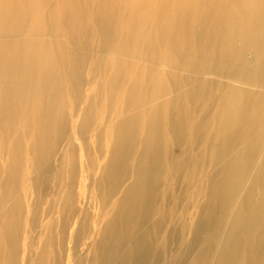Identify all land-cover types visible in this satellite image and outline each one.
<instances>
[{"label":"bare ground","instance_id":"bare-ground-1","mask_svg":"<svg viewBox=\"0 0 264 264\" xmlns=\"http://www.w3.org/2000/svg\"><path fill=\"white\" fill-rule=\"evenodd\" d=\"M96 11L99 70L80 61L82 0H0V264H18L30 188L58 200L34 264L60 263L80 228L77 150L88 136L100 144L103 124L106 165L92 180L107 202L122 197L94 264H264V0H99ZM60 150L65 176L48 173Z\"/></svg>","mask_w":264,"mask_h":264},{"label":"rangeland","instance_id":"rangeland-1","mask_svg":"<svg viewBox=\"0 0 264 264\" xmlns=\"http://www.w3.org/2000/svg\"><path fill=\"white\" fill-rule=\"evenodd\" d=\"M98 1L99 0H93L89 3L85 0H82V5L83 7H85L86 11L85 25L87 33V44L85 47H79V53L81 57L80 61L88 62L90 58L93 57L94 59H92V61L97 60V63L95 64L97 66V70H99L100 68V65L98 63V61H100V55L97 51L101 50L102 42L99 34V28L94 25L91 19H93V17H97L96 10ZM250 62L251 59L249 60V63ZM252 64H254V62H252ZM180 73L182 72L180 71ZM182 75H186V73L183 72ZM164 84L165 86H167L168 82H165ZM213 101L214 99H211L205 104L207 106L211 105ZM114 105L120 107L121 103L120 101L118 102L115 100L113 106ZM200 105L201 103L197 104L196 106ZM101 108L102 104L99 103L97 105V117L98 114L102 112ZM215 108L216 106L214 107L212 112H214ZM195 117H197L198 119L197 122L201 120V115L199 113H196ZM211 117L212 114L210 113L207 120L211 121ZM105 134L106 129L105 124H103L101 126V143L98 144L93 140L91 141V137L88 136V138L84 140V147H82V151L80 152L79 150H77V156L82 161L79 163L83 164V167L86 169L85 177L82 180L84 189L82 191H79V193L77 194V206L81 211L80 228L78 231L79 233L74 234V238L71 237V240L68 239L67 243H65L64 250L61 253L62 256L60 254L62 258H59V264H94V252L102 238L101 235L105 229V222L113 215V211H111L110 208L111 203L116 201V199H121L122 197V194H119L107 202L106 200H104V198H100L99 196H97V190L93 182L94 179L99 178L101 168L106 165V162L102 159L104 156L103 151L105 146ZM166 139L167 142L171 143L169 137L166 136ZM61 157L62 150L58 151L55 159L49 163V174L61 175L63 173V176H65V167L61 162ZM134 164L135 163H127V166L129 168L131 167L132 170ZM129 168L127 169L128 173H130L131 171ZM152 171L153 176H151V180L153 184L158 183L164 179L165 165H162L161 163L155 164ZM92 178L94 179L92 180ZM130 183L131 178L128 176L125 184L123 185V188L129 186ZM190 199L192 200V202L195 201V197L192 198V195ZM23 202L26 220L20 228V241L19 245L17 246L16 262L18 264H25V262L27 261L26 263L28 264H34L36 259L38 258V255H40L39 253L41 248L43 247V234L45 231L44 225L47 224V221L52 218V213L56 208L55 206L58 203V200L56 194L44 193L43 191L37 192L34 191L33 188H30L27 193V199L23 200ZM68 211V214L72 216L73 211ZM32 221H34L33 225ZM74 225L75 224L73 223V221H71V225L69 226V233L67 235L68 237L71 231L78 228V226ZM157 234L158 233L156 232L155 238L159 236H157ZM75 239L76 241L74 242ZM153 245L158 246V250L160 249V247H162V243L159 240L153 242ZM170 247L171 249H173V251L177 250L176 255L177 253H180V249L178 250L177 244L175 245L174 243H171ZM171 260L172 261L170 262L169 260H167L168 264L172 263L174 259L172 258ZM48 264H52V260Z\"/></svg>","mask_w":264,"mask_h":264}]
</instances>
